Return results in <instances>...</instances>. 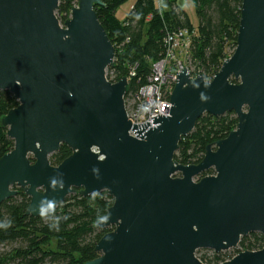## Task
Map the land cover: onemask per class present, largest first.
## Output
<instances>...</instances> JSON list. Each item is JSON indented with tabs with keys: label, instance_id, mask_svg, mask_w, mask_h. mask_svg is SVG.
Wrapping results in <instances>:
<instances>
[{
	"label": "water",
	"instance_id": "1",
	"mask_svg": "<svg viewBox=\"0 0 264 264\" xmlns=\"http://www.w3.org/2000/svg\"><path fill=\"white\" fill-rule=\"evenodd\" d=\"M76 2L62 26L60 0H0V92L18 102L2 119L14 149L0 159V204L21 189L37 218L77 190L107 192L114 203L96 227L114 230L88 264H203L200 250L264 236V0H243L237 48L211 81L177 74L170 114L152 128L128 119L127 78L107 79L115 48L96 14L103 1ZM228 113L236 129L199 165L175 161L200 118ZM63 145L72 155L52 166ZM223 264H264V248Z\"/></svg>",
	"mask_w": 264,
	"mask_h": 264
},
{
	"label": "trees",
	"instance_id": "2",
	"mask_svg": "<svg viewBox=\"0 0 264 264\" xmlns=\"http://www.w3.org/2000/svg\"><path fill=\"white\" fill-rule=\"evenodd\" d=\"M102 1L103 6L95 7L96 14L115 48V64L108 69L109 80L111 73L117 81L139 65L137 79L141 82L138 87L142 86L150 64L164 56L163 38L167 31L190 29L196 32L192 64L195 75L207 81L220 72L229 58V49L237 48L243 0H193L199 19L197 29L177 6L176 0H162L161 9L156 0H137L123 22L117 19L116 12L128 0ZM75 6L76 0H60L57 16L61 23H65ZM136 85L134 81L131 86ZM17 106L10 92H0V159L14 149V141L8 138L2 119ZM237 125L234 113L220 118L204 115L194 131L182 139L175 161L185 166L199 165L207 147L228 138ZM71 155L72 151L63 145L50 157V163L58 167ZM210 175H214L213 170L203 177ZM14 189L18 191L17 197L0 204V248H10L0 253V264H88L100 257L96 247L113 231L96 227L114 203L107 192L83 197L77 190L55 212L35 218L27 215L30 198L23 190ZM239 247L243 252L260 251L264 248V236L251 234L242 238ZM202 261L220 264L226 260L216 255L213 260L204 256Z\"/></svg>",
	"mask_w": 264,
	"mask_h": 264
},
{
	"label": "built area",
	"instance_id": "3",
	"mask_svg": "<svg viewBox=\"0 0 264 264\" xmlns=\"http://www.w3.org/2000/svg\"><path fill=\"white\" fill-rule=\"evenodd\" d=\"M156 4L160 9L163 7L162 0H156ZM196 37V32L190 29L167 31L163 38L164 56L161 60L150 64V69L145 75V83L140 87L138 86L141 79H137L139 65L130 69L126 77L129 89L125 95V107L132 124L140 125L149 122L151 125L149 128H152L155 127L152 123L153 117L169 116L172 107L171 95L177 83V74L186 68L192 79H195L192 56ZM120 80L116 81L114 73H111L110 80L108 79L111 83H117ZM134 81H137V85L131 86ZM130 135L135 137L133 132H130ZM205 251L209 253L208 260H213L214 256L221 254ZM199 261L206 264L202 259Z\"/></svg>",
	"mask_w": 264,
	"mask_h": 264
},
{
	"label": "rangeland",
	"instance_id": "4",
	"mask_svg": "<svg viewBox=\"0 0 264 264\" xmlns=\"http://www.w3.org/2000/svg\"><path fill=\"white\" fill-rule=\"evenodd\" d=\"M136 2H137V0H128L124 5H122L118 9V11L116 12L117 19L121 22L126 20L127 16L131 13ZM176 4L180 9H182L189 16L192 25L194 26L195 29H197L199 26V19H198L197 14H196L195 4H194L193 0H176ZM57 18H58V16H57ZM60 23H61V21H60ZM61 25L63 26V23H61ZM234 52H235V50L229 49V58L234 54ZM192 66H193V69L195 72L196 69H195L194 65H192ZM195 73L193 76H194V78H197ZM107 76H108V71H107ZM175 178H181V175L178 174L175 176ZM201 178H203V175L200 176V178H195L194 181L198 182ZM112 229L114 230V228H112ZM9 250H10V248H0V253L3 251H9ZM240 253H243V249L241 247H237L235 249H231L229 251L221 253L220 255L223 256L224 259L227 260V262H229V261L233 260L235 257H237ZM196 254H197L196 258L198 260L202 259L204 256L206 258H207V256H209V253L205 250H200ZM207 259H209V258H207Z\"/></svg>",
	"mask_w": 264,
	"mask_h": 264
},
{
	"label": "clouds",
	"instance_id": "5",
	"mask_svg": "<svg viewBox=\"0 0 264 264\" xmlns=\"http://www.w3.org/2000/svg\"><path fill=\"white\" fill-rule=\"evenodd\" d=\"M106 219V218H105Z\"/></svg>",
	"mask_w": 264,
	"mask_h": 264
}]
</instances>
